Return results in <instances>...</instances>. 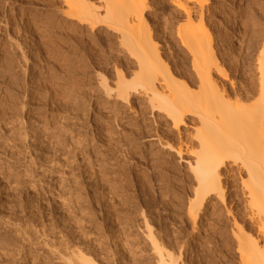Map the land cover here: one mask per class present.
Masks as SVG:
<instances>
[{
    "label": "rangeland",
    "instance_id": "1",
    "mask_svg": "<svg viewBox=\"0 0 264 264\" xmlns=\"http://www.w3.org/2000/svg\"><path fill=\"white\" fill-rule=\"evenodd\" d=\"M204 1L200 36L210 38L207 58L227 75L212 78L218 88L231 82L230 91H240L221 106L206 103L205 119L218 108L245 115L260 104L264 0ZM143 3L161 66L184 83L171 89L169 78L162 94L204 97L199 67L176 37L183 15L167 0ZM65 9L63 0H0V264H68L77 251L93 264H159L154 245L172 264H243L247 242L264 255V150H247V157L226 146L223 201L209 195L199 206L186 164L195 156L176 150L200 152L194 125L205 132L213 126L187 115L186 125L173 129L136 87L141 65L103 22V11L90 27L68 19ZM120 83L137 88L128 104L113 99L123 94Z\"/></svg>",
    "mask_w": 264,
    "mask_h": 264
},
{
    "label": "bare ground",
    "instance_id": "2",
    "mask_svg": "<svg viewBox=\"0 0 264 264\" xmlns=\"http://www.w3.org/2000/svg\"><path fill=\"white\" fill-rule=\"evenodd\" d=\"M167 1H169V3L172 4V6H175V8L178 9V11H180L184 17L183 21H182V25H180V27L179 26L177 27L178 29L176 31L177 32L176 37H178L181 45L192 56V58H193L192 65L194 66V68L197 66L196 70L195 69L194 70L197 71L199 69V71H197L195 73H197V78L199 80V83L201 81L200 84L202 86H205L204 87V91H205L204 97H202L203 96L202 94L204 92L201 94L202 95V96H200L201 98L200 97L199 98H191L190 94L187 93L185 95V98H174V99L172 98V99H170V98H165L164 94H162V91L164 90L163 89L164 87H162V86H164L163 84L166 85V83H167V85L172 86L171 89H174L173 87H177V88L180 87L178 89H182V87H183L182 85L184 83L179 84V82H178V84H179L178 85L176 83V81H173V79H175V78L172 76V78H173L172 79L171 76H169L170 74H169L168 69L166 72H168L167 74H169V75L167 76L166 72L164 71V67H162L163 66V62H162L163 60L161 61V59L159 58L158 48L156 46L157 43H156V45H155V43H152V40L150 39L149 33L147 32L148 27L146 26V22L144 20L145 18L143 17V12L147 8L144 7L143 0H117V1L116 0H97V2L99 3V7L91 5V3H89L87 0H63V3L65 5V7L67 8V10L65 9L64 12L66 11L65 16L68 19L76 20L79 23H85V24L87 23L88 26L90 25V27L94 26V24L92 22H94L96 20V16L99 15L98 10L103 11V14H104L103 22L106 23V25H108V27L111 30H115V32L119 33L120 44L128 50L129 55L131 54V56L136 61L139 62L137 64L138 67H139V65H141V67H139L140 70L138 69L139 71L137 74L138 75L137 76V82L138 81L139 82L138 83L136 82V84L138 85V86L136 85V87H140L139 89L142 88V91L146 90L147 93L145 92V95H147V94H148V96L150 95L149 97L146 96L147 98H144V100L146 101V103L149 106L151 111L163 113L165 118L171 123L172 128L175 129L177 132L180 131L179 129L181 126L186 125L184 122L185 121L184 119L186 118L185 116H187V115L196 118L198 120V122L203 124V125L208 124L207 126H209L210 128L213 126V128H214V129H212L213 132H212V130L211 131L207 130L205 132L204 130H202V127H203L202 125H201L202 127H199V128L197 127L198 129H196V127L194 125V128H195L194 129L195 130L194 131V133H195L194 137L196 139L193 138V136H192V138L194 140H196V142L198 143V145H199L198 147L200 148V152L196 151L194 148L191 151L189 149L190 147L188 148L190 151L187 150L186 148H185L186 150H181V148H179L180 147L179 146L178 147L179 149L177 148L178 150H176L177 151L176 153H177L178 157H181V158L184 157L185 155H191V156L194 155L195 156V158L193 159L194 160L193 162H190L189 160L186 159V164H188L190 170H192V174H194L193 176L195 177L194 180H196L195 196H197V194L200 195V197L202 196L200 199L199 206L202 204V201L205 198V196L208 197L209 195H214V196L216 195L215 196L216 198L219 197L221 199L220 201H223L224 196L222 194V186H221L222 183H221V177H220V173H219V172H221L220 169L223 167V165H224L223 162L225 161V156H224L225 152L223 153L222 150H224V148H226V146L228 148H235V149L241 148L240 151L245 152L244 153L245 156H247V155L249 156V154L246 155V152H248V151H249V153H251L252 156H254L260 149L264 150V55H263L264 53H262L264 51L261 52L262 57H259V59H257V63H258L257 65H258V68L260 71L259 73L261 75V76L259 75V77H260V89H259L260 90V96H259L260 104L258 106V109L253 110V111L243 115V114H240L238 112H229V111L223 110L221 108H218L215 111H211V113L213 112L214 114L210 113V115H212V116H210L209 120H206L205 115L207 114V111H206L207 109H205L206 107L204 108L206 103L208 104V102L209 103L212 102V103L216 104V102H217V104H219L221 106L222 103L224 104L223 101L225 99H223V98L225 96L226 97L228 95L230 96V93L233 92V94L239 98L240 96L238 95V92H240V91H233L232 90V92H231L230 89L231 88L234 89V87H235L233 85V83H231V82H229L230 85L228 87H226L227 85L221 86V84H220L221 87L218 88L219 86L217 85V83L213 79L214 78L212 76L213 72L216 73V75H214V76H217V74H218V76L220 75L224 80L227 79V75L224 74V72L222 71L221 68L220 69L218 68L219 66L216 67L217 65H214L213 63L211 64L210 57L213 56V54H212L213 50L211 48L212 43L210 41V38H209V40L207 38L206 39L207 41H206L205 39H203L200 36V33L203 30L202 29V15H204V14H202V12H203L202 10H203V4H205V1L204 0H167ZM195 14L198 17V19H196V20L193 19V16ZM196 15L194 17H196ZM93 18H95L94 21H93ZM144 31H146L147 33H145ZM184 31L186 33H184ZM145 34H148V36ZM122 46H121V48H122ZM210 54H212V56H209V59H208L207 57ZM249 56H248V60L250 58ZM207 59L209 60V62ZM160 61H161V63H160ZM207 63H209V64H207ZM157 70H158V73L162 70L163 73H162V71H161V73L163 74L164 77H161L162 74H160V73H159L160 76L155 75V73L158 74L157 72H155ZM156 77L162 78V79L157 78V80L160 79L159 83L156 80ZM167 79H169L168 82H166ZM161 81L164 83H161ZM155 82L158 83L160 91L156 88L157 86L156 87L154 86ZM121 86H122V88H120ZM126 86L127 85H124V84L120 85L119 88L122 89V91L121 90L120 91L123 94H121L119 92L117 94L118 97L113 98L114 100H116V101L120 100L123 103L128 104V102H129V100H128L129 95L128 94H130L131 90L135 91L136 87L134 88V86L133 87L130 86V88H131L130 89V88H126ZM169 86H168V88H169ZM127 87H129V86H127ZM165 88H167V87H165ZM184 88H187V86L184 85ZM161 89H163V90H161ZM186 90H188V88ZM163 92H165V90ZM130 95H132V94H130ZM186 96H187V98H186ZM109 99L113 100L112 98H109ZM127 110H129V109H127ZM130 110L132 111V109H130ZM134 114L136 115V112ZM137 115H138V113H137ZM216 118H217V121H219V119H220V120H222L221 121L222 123L225 122L224 125H222V123H220V122H218L219 124H217ZM215 123H216V125H215ZM218 125L220 126V128L218 127ZM216 126H217V128H216ZM244 126H245V128H244ZM242 127L244 128V130L242 129ZM238 128H240V129H238ZM215 130H216V132H214ZM203 131H204L205 135L207 132H211L214 137L213 136H211V137L205 136ZM158 137L160 138V135H158ZM206 137H208V138H206ZM153 140H154V138H153ZM161 141L159 143H161ZM242 145H243V147H242ZM165 146H168V148H169V145H165ZM173 150H175V149H173ZM263 153H264V151H263ZM181 158H179V159H181ZM181 160L184 161L185 159L184 160L181 159ZM248 196H250V195H248ZM252 197H253V195L249 197L251 199V200L249 199V201H248L249 203L248 202L246 203L247 205L249 204L250 207L255 206L254 199L252 200ZM263 200L264 199H262L260 201L261 204L262 203L264 204ZM257 204H258V202H257ZM263 207H264V205H263ZM257 219H258V217H257ZM250 220L252 222H255L256 219L253 215H251ZM240 240H241V238H240ZM247 243L248 244H242V248H241V251H242L243 255H245L246 260H247L246 262H243V264H248L249 260H250V262H252V264L253 263L254 264H264V255H261L262 250L258 247V245L256 243H253V242H250V243L247 242ZM54 244H56V243H54ZM59 244L60 243H58L57 245H54V246H59ZM46 245H47V243H46ZM49 245H47L46 247H48ZM61 245H63V247L67 246V245H64V243H63V244H60L59 248L61 247ZM50 246H49V248H51ZM68 247H70V246H68ZM54 248L55 247H53V243H52L53 253H55ZM70 248L73 249V247H70ZM56 249H58V248L56 247ZM67 249H69V248L65 247V249H63V250L64 251L70 250V249L69 250H67ZM154 250L158 253L159 264H172V262H166V260L163 258L161 251L158 249V246L154 245ZM58 251L56 253H58ZM70 251H73V250H70ZM70 251L68 253H70ZM59 252H61V251H59ZM74 252H71V253H74ZM53 253L51 252L50 254L53 255ZM61 253L63 255V252H61ZM78 253L79 252L77 251V254ZM58 254H56V255H58ZM65 254L67 256V252H64V256H65ZM77 254H73L72 255L73 258L68 256L70 259H67V260L65 259L67 261V263L68 264H76V263L79 264V262L81 261L84 264H93L92 260L89 259L88 257H85L84 253H81L78 255ZM68 255H71V254H68ZM74 255H77L78 257H74ZM53 256H55V255H53ZM56 257L58 259V257H60V256H56ZM76 258H78L80 261L79 260L75 261ZM54 259H56V258L54 257ZM57 259H56V261H57ZM61 260L64 261L62 258H61ZM66 261H65V263H66Z\"/></svg>",
    "mask_w": 264,
    "mask_h": 264
}]
</instances>
